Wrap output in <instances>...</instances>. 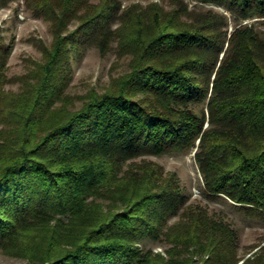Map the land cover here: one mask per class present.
<instances>
[{"label":"trees","instance_id":"16d2710c","mask_svg":"<svg viewBox=\"0 0 264 264\" xmlns=\"http://www.w3.org/2000/svg\"><path fill=\"white\" fill-rule=\"evenodd\" d=\"M25 1L53 40L10 93L11 47L0 36V251L29 264H264V245L239 255L224 215L188 203L174 173L133 162L195 147L204 197L264 220V35L247 26L228 34L211 10ZM198 1L234 20L264 18V0ZM116 21L128 71L76 110L54 105L69 52L104 50ZM144 238L169 245L167 258L140 248Z\"/></svg>","mask_w":264,"mask_h":264},{"label":"rangeland","instance_id":"374dc122","mask_svg":"<svg viewBox=\"0 0 264 264\" xmlns=\"http://www.w3.org/2000/svg\"><path fill=\"white\" fill-rule=\"evenodd\" d=\"M98 1L90 0L91 3ZM117 2L119 14L130 9L149 10L155 7L162 11H172L182 6L187 13L194 15L211 10L225 18L224 29L228 34L234 27L247 26L264 35V18L234 20L224 7L198 0H117ZM28 4L29 2L25 0H9L0 5V36L3 42L11 47L5 70L8 82L4 86V90L10 93H17L22 89L31 72L42 63V51L48 49L53 40L50 23L36 16ZM75 25H77L75 22L70 24L68 29L72 30ZM119 27L120 22L117 21L111 25L113 37L104 50L90 44L79 51L69 52L67 76L61 93L63 101H55L54 105L57 107L66 105L67 110H76L90 93L101 94L116 87L117 79L128 71L129 61V56L120 54L116 31ZM195 151L194 147L185 152H172L159 157L140 155L133 162L151 163L160 168L164 175L174 173L182 193L188 196V203H198L212 214L222 213L237 233L239 255L245 253L247 255L249 251H254L255 246L264 245V220L244 216L224 197H204L203 180L195 161ZM176 220L177 216H173L168 223H174ZM139 247L151 249L154 253L167 258L165 251L170 246L144 238ZM0 264H29V261L24 257L0 251Z\"/></svg>","mask_w":264,"mask_h":264}]
</instances>
